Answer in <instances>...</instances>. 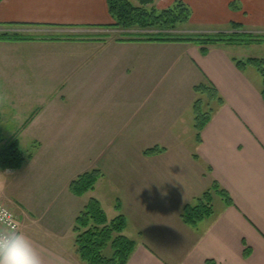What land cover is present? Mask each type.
Here are the masks:
<instances>
[{
	"label": "crops",
	"instance_id": "0c3cea01",
	"mask_svg": "<svg viewBox=\"0 0 264 264\" xmlns=\"http://www.w3.org/2000/svg\"><path fill=\"white\" fill-rule=\"evenodd\" d=\"M149 1L160 10L177 2L185 4L191 11L187 25L196 33L223 32L231 24H239L248 33L264 34V0ZM113 24L107 0H0V32L19 34L27 29L53 32L23 34L21 37L27 39L0 41V47L22 52L19 47L32 46L37 49L32 53L34 57L46 52L38 50L40 47L72 48L61 55L65 59L62 63L69 65L58 67L60 73L72 76L83 72L113 73L116 67L102 70L95 63L102 55L119 53L120 73L136 75L141 97L137 101L111 98L108 94L121 95L124 88L110 90L107 85L99 94L103 98L100 103L119 104L122 108L108 112V120L97 123L101 131L83 133L90 138H108V158H113L115 163L108 164V170L115 171L108 174V185L114 187V193L127 195L118 200L121 202L117 209L123 210L127 230L129 219L131 224L135 223L132 224L134 236L124 233L136 243L127 264H206L207 261L264 264L263 82L258 85L248 73L250 67L241 71L233 61L250 57L236 51L264 45L213 47L203 55L192 44L112 42L93 35L110 30ZM81 34L87 37L81 38ZM68 35L80 37L66 38ZM84 46H102V49H73ZM125 61L136 64L128 66L129 62L126 65ZM0 62L4 63L1 59ZM6 66L0 67L1 77L10 72ZM80 79L74 78L75 86ZM58 80L62 81V87L67 84L65 78ZM206 81L216 87L225 104L203 130L202 142L195 135L192 148H187L186 139L192 137L189 132L194 128V121L187 113L193 110L195 87ZM5 82L6 79L0 81V103L16 106L17 93ZM44 101L50 102L41 99L32 104L45 108L25 131H34L37 137L81 136L63 120L54 119L49 111L46 113ZM59 101L56 104L61 106L68 102ZM129 138L134 139L132 146L123 142ZM154 148L164 149L162 153L145 155L147 149ZM36 160L35 155L31 163ZM19 172L0 170V179L16 177ZM79 176L80 173L67 178L64 189L52 198V205L59 212L44 226L0 195V202L17 215L20 230L38 250L42 264H84L77 252L73 229L88 201L95 197L81 201L82 197L70 192V184ZM214 184L228 193L234 205L229 206L222 196L213 193V198L220 197L218 211L214 210L194 226L186 224L182 219L186 206H194ZM246 250L250 252L247 257Z\"/></svg>",
	"mask_w": 264,
	"mask_h": 264
},
{
	"label": "rangeland",
	"instance_id": "374dc122",
	"mask_svg": "<svg viewBox=\"0 0 264 264\" xmlns=\"http://www.w3.org/2000/svg\"><path fill=\"white\" fill-rule=\"evenodd\" d=\"M133 4L140 6L139 1H134ZM145 8L150 12L154 6L150 5ZM160 32L162 31L157 29L149 30L133 27L128 30L111 28L106 32L99 34L93 33V35L105 37L112 42H131L129 40L141 38L146 35H156ZM29 33L51 34L53 32L51 30L40 31L37 29H27L24 30L23 33L19 32V34H17L12 32L10 34L21 37L23 34L29 35ZM164 33L178 36L197 34L189 28L187 23L178 25L175 31ZM80 36H82L81 38L87 37L85 34H81ZM80 36L68 35L66 38H77ZM15 48L16 47H13L11 49ZM9 49L10 47H0V54L4 55V58L0 55V59L4 61V63L0 62V67L3 68V65H7L5 69L10 71L4 74L3 77L0 76V81L6 79L5 83H8L10 88L17 93L16 99H18V102L16 106L11 107L3 106L2 103H0V146L18 140L22 152L32 153L33 157L36 155L37 160L32 163L30 161V166L26 164V168L22 170L24 166L19 170L20 172L17 173L16 177H1L0 195L4 196L11 206H20L19 208L22 212L35 220L39 226H44V224L52 219L51 217L54 214L56 215L59 212L56 208L57 206L55 205V207L52 205V198L54 197L55 199L58 193L64 189L67 178L75 176L78 173H80L81 176L84 173L99 170L102 176L96 183L95 189L86 193L81 201H86L91 196L97 198L101 202L102 208L108 216V220H114L116 217L123 215V210L120 212L117 210L121 202L118 200L124 197L127 198V195L123 193H114V187L108 185V174L115 172L108 170V166H114L115 164L113 158H108V138H90L87 137V134L83 133L101 131V129L97 127V123L108 120V112L119 111L122 108L119 104L117 106H107L100 103L103 98L102 96L100 97L99 94L105 90L107 85L110 90H116L120 87L124 88L121 95L113 93L108 94L111 98L137 101L141 97L139 93L140 85L136 80V75L120 73L121 56L119 53H111L109 57L108 54L102 55L95 63V65L102 68V70H104L105 67L107 70L111 66L116 67L117 69L113 71V73L83 72L82 74L79 73L75 76L73 74L72 76L68 73L62 74L59 72L60 70H58V67L65 68L69 65V63H62L65 59L61 55L65 50L72 48L40 47L38 50L46 52H37L40 54L37 57L32 56V53L37 50L32 46L19 47L18 50L22 52L9 51ZM73 49L98 51L102 49V46L74 47ZM110 50L114 51L113 48ZM239 51H236V54H244L250 56L249 58L264 60V47H254ZM10 52L11 54H9ZM128 60L133 59L129 58ZM60 62L61 65H59ZM126 62L129 61H125V64ZM70 64L72 65L71 62ZM134 64H136V62H129L128 66ZM24 69H27L28 72H24ZM41 69L45 71L43 72ZM248 73L252 78L258 81V85L262 84V78L255 68L250 67ZM58 77L65 78V81L69 78L71 79L62 87L60 85L62 81L58 80ZM78 77L81 78L79 81L81 83L78 82L79 85L75 86L73 81L74 78ZM197 98L198 96L196 95V99ZM41 99L50 101L49 103L44 101L47 104L46 113L49 111L50 116H53L54 119L57 117L63 120L64 123L74 128L78 134L81 133V136L79 135V137L74 138H56L57 136L37 137L35 136L36 132L31 130L25 131L24 129L34 121L36 114L41 113L42 109L45 108V106L41 105H32L34 102L38 103ZM54 99L60 100L59 102L63 103L68 102L61 106L57 105L56 103H58V101ZM187 114L191 117L192 121H194L193 110L191 109ZM28 116L29 118L26 124H24ZM47 116L49 117V115ZM191 134L192 137L186 139L187 148H192L193 141H195V128L189 132V135ZM126 140H123L124 144L126 146H132L134 139L129 138ZM148 150L150 149L146 151ZM52 158H54V161ZM29 168L32 169L28 170ZM124 203L123 206L125 209ZM220 204V197L214 195L213 206L215 212L220 208ZM57 205H59V203H57ZM129 205V209L132 211L130 202ZM129 222L128 230L126 228L124 233L128 236H134L132 224L135 225V223L131 224L130 219Z\"/></svg>",
	"mask_w": 264,
	"mask_h": 264
},
{
	"label": "trees",
	"instance_id": "16d2710c",
	"mask_svg": "<svg viewBox=\"0 0 264 264\" xmlns=\"http://www.w3.org/2000/svg\"><path fill=\"white\" fill-rule=\"evenodd\" d=\"M107 2L110 15L114 20L112 28L128 30L139 27L141 29L162 31L156 35H146L129 40L131 42L192 44L199 47L203 55H207L213 47L264 45V34L248 33L239 24H231L227 31L217 33H197L186 36L164 33L175 31L178 25L189 22L191 11L182 2H177L174 6L163 10L154 7L150 12L145 8L151 5L149 0H140V6L133 4L132 0H107ZM21 39L27 38L0 32V41L9 42ZM233 61L241 71L247 67H253L257 70L263 82L261 96L264 101V60L234 58ZM195 93L198 98L193 106L194 128L197 141L201 143L203 130L210 122L213 114L224 106L225 102L216 87L209 81L197 85ZM162 152L163 149L154 148L146 151L145 155L150 156ZM32 159V153L22 152L18 140L0 146L1 171H19ZM101 176L99 170L82 174L72 181L69 187L70 192L77 197H83L86 193L95 189V185ZM213 193L222 196L229 206L234 205L228 193L220 189L217 184H214L210 190L196 200L194 206H186L182 214V219L186 224L194 226L213 214ZM126 225V218L123 215L116 217L114 220H108L100 201L91 198L77 218L73 229L76 235L77 252L84 264H127L134 252L136 243L124 235ZM249 253L246 250L245 256H249ZM206 264L216 263L207 261Z\"/></svg>",
	"mask_w": 264,
	"mask_h": 264
},
{
	"label": "clouds",
	"instance_id": "9594fccd",
	"mask_svg": "<svg viewBox=\"0 0 264 264\" xmlns=\"http://www.w3.org/2000/svg\"><path fill=\"white\" fill-rule=\"evenodd\" d=\"M0 264H42L32 241L16 224L14 213L0 207Z\"/></svg>",
	"mask_w": 264,
	"mask_h": 264
},
{
	"label": "built area",
	"instance_id": "2783aa9c",
	"mask_svg": "<svg viewBox=\"0 0 264 264\" xmlns=\"http://www.w3.org/2000/svg\"><path fill=\"white\" fill-rule=\"evenodd\" d=\"M0 207H7V206H5L4 204H2L1 202H0ZM8 208V207H7ZM8 209H10V208H8ZM11 210V209H10ZM13 213H14V211L13 210H11ZM14 215H15V218H16V224H17V227L19 228V230H20V226H19V221H18V218H17V216H16V214L14 213Z\"/></svg>",
	"mask_w": 264,
	"mask_h": 264
}]
</instances>
